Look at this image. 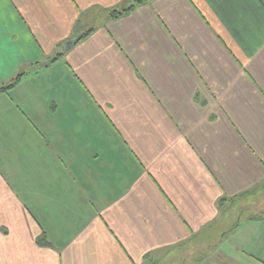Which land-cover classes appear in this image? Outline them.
Masks as SVG:
<instances>
[{"label":"crops","instance_id":"obj_1","mask_svg":"<svg viewBox=\"0 0 264 264\" xmlns=\"http://www.w3.org/2000/svg\"><path fill=\"white\" fill-rule=\"evenodd\" d=\"M138 1L0 0V264H264V0Z\"/></svg>","mask_w":264,"mask_h":264},{"label":"rangeland","instance_id":"obj_2","mask_svg":"<svg viewBox=\"0 0 264 264\" xmlns=\"http://www.w3.org/2000/svg\"><path fill=\"white\" fill-rule=\"evenodd\" d=\"M236 204V203H235ZM233 204H231V206L228 208L229 213H226L225 219H229L228 221H230V218L232 217V221L233 222H237V218L238 216H243L242 220L245 219L247 216L249 217V215L251 213L248 212H243L246 208L248 209L249 206H247L246 208H241L240 210H237L236 206H232ZM253 205V204H251ZM254 215V214H253ZM231 228V222L223 229H220L219 232L215 233V235H219L224 233L226 230H229ZM204 243H207L206 241H204ZM199 244H203L199 242Z\"/></svg>","mask_w":264,"mask_h":264},{"label":"trees","instance_id":"obj_3","mask_svg":"<svg viewBox=\"0 0 264 264\" xmlns=\"http://www.w3.org/2000/svg\"><path fill=\"white\" fill-rule=\"evenodd\" d=\"M142 0H139L138 3L141 4ZM130 10V9H129ZM18 82V78H16L14 81H12L9 85H7L6 87H3L0 89V93L6 92L8 90H11Z\"/></svg>","mask_w":264,"mask_h":264}]
</instances>
